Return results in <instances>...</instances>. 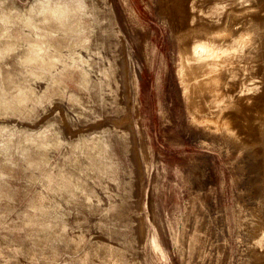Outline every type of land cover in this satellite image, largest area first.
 <instances>
[{
  "label": "rangeland",
  "instance_id": "374dc122",
  "mask_svg": "<svg viewBox=\"0 0 264 264\" xmlns=\"http://www.w3.org/2000/svg\"><path fill=\"white\" fill-rule=\"evenodd\" d=\"M167 16L0 0V264H264L261 142L193 120Z\"/></svg>",
  "mask_w": 264,
  "mask_h": 264
},
{
  "label": "bare ground",
  "instance_id": "6f19581e",
  "mask_svg": "<svg viewBox=\"0 0 264 264\" xmlns=\"http://www.w3.org/2000/svg\"><path fill=\"white\" fill-rule=\"evenodd\" d=\"M159 3L180 44L179 71L193 120L241 143L260 141L255 148L264 153V60L258 47L264 0ZM247 4L256 11H247Z\"/></svg>",
  "mask_w": 264,
  "mask_h": 264
}]
</instances>
